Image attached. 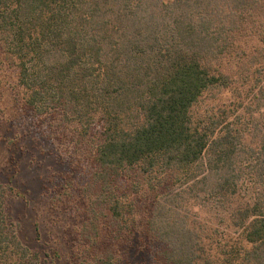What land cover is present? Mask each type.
I'll return each instance as SVG.
<instances>
[{"label": "trees", "instance_id": "1", "mask_svg": "<svg viewBox=\"0 0 264 264\" xmlns=\"http://www.w3.org/2000/svg\"><path fill=\"white\" fill-rule=\"evenodd\" d=\"M8 70L95 166L75 264H264V0H0ZM8 190L0 264H44Z\"/></svg>", "mask_w": 264, "mask_h": 264}, {"label": "rangeland", "instance_id": "2", "mask_svg": "<svg viewBox=\"0 0 264 264\" xmlns=\"http://www.w3.org/2000/svg\"><path fill=\"white\" fill-rule=\"evenodd\" d=\"M14 74L0 77V184L12 188L7 212L19 240L44 264H75L72 231L85 220L81 207L95 166L58 117L38 119L23 110ZM141 241L137 236L120 252L121 264H147Z\"/></svg>", "mask_w": 264, "mask_h": 264}]
</instances>
